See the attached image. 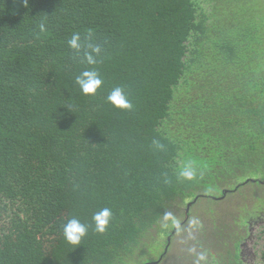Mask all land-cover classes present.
Returning a JSON list of instances; mask_svg holds the SVG:
<instances>
[{
  "label": "trees",
  "instance_id": "trees-1",
  "mask_svg": "<svg viewBox=\"0 0 264 264\" xmlns=\"http://www.w3.org/2000/svg\"><path fill=\"white\" fill-rule=\"evenodd\" d=\"M217 3L0 0V264H140L201 198L264 184V0H226L230 20ZM86 69L94 96L75 84ZM116 86L132 109L107 102ZM188 162L198 178L177 180ZM102 208L107 231L67 243V220Z\"/></svg>",
  "mask_w": 264,
  "mask_h": 264
},
{
  "label": "flooded vegetation",
  "instance_id": "flooded-vegetation-1",
  "mask_svg": "<svg viewBox=\"0 0 264 264\" xmlns=\"http://www.w3.org/2000/svg\"><path fill=\"white\" fill-rule=\"evenodd\" d=\"M252 180L245 181L244 185L235 189V193L239 192L238 189L253 184ZM245 196L247 199L248 196L255 198V200L259 198L253 196L250 192H246ZM205 211L211 217L210 225L205 226L211 227V231L216 234L213 233V237H211V233L208 231L206 235L202 234L203 236L199 237L200 234L196 235L195 232L192 242L198 240L194 254L191 251L181 253L177 250V247L174 249L176 250L175 253L168 255L172 239L178 234L179 227L183 225L177 227V224H174L166 235H158L154 245L144 248L145 256L143 253L140 264H164L168 262L167 259L170 264H181V262L185 264V259L191 258L193 255L198 258L196 264H257V255L261 259V252L264 248V204L254 202L249 207L247 204L243 211L238 212L232 220L230 218L226 219L223 211L216 212L213 208ZM188 217H190V214L186 213L183 218L184 223ZM258 225H261V230L258 234H255L254 231ZM199 227V230L202 231L206 229L203 226ZM185 238H189V233H186ZM258 238L262 242L261 244L255 241ZM150 247H153V250L149 252Z\"/></svg>",
  "mask_w": 264,
  "mask_h": 264
},
{
  "label": "clouds",
  "instance_id": "clouds-1",
  "mask_svg": "<svg viewBox=\"0 0 264 264\" xmlns=\"http://www.w3.org/2000/svg\"><path fill=\"white\" fill-rule=\"evenodd\" d=\"M24 3L27 4V0H24ZM40 29L41 31L44 30L43 23H41ZM68 44L74 50L75 57L81 58V62H86L89 65L96 63L92 53H100L101 48L99 45L91 43L89 39L82 41L78 33L72 35ZM75 84L79 86L83 94L94 96L102 88L103 80L97 70L86 69L76 76ZM106 100L116 108L132 109L133 107L122 86L114 87L108 93ZM69 109L71 110V106H69ZM153 146L157 150L164 149V145L158 140L153 141ZM176 178L177 180L194 181L198 178V170L191 162H188L179 169ZM112 218L113 213L109 208H102L93 213L91 224L84 223L77 217L70 218L62 226L65 240L73 246L81 245L83 238L87 235L90 228L97 233H105L110 227ZM177 227H179L178 224Z\"/></svg>",
  "mask_w": 264,
  "mask_h": 264
},
{
  "label": "rangeland",
  "instance_id": "rangeland-1",
  "mask_svg": "<svg viewBox=\"0 0 264 264\" xmlns=\"http://www.w3.org/2000/svg\"><path fill=\"white\" fill-rule=\"evenodd\" d=\"M217 6L215 7L216 10L218 9H222V12L219 14L221 16H226L228 20H230L232 18L233 12L231 11L232 9L227 8L226 6V0H217ZM255 4L254 2H252V5ZM250 5L249 1L245 2L243 4L244 8H248ZM206 6V3H205ZM237 12V11H236ZM242 12H237L235 13V18H234V22L235 19L237 17H240L241 19L244 20V16ZM222 17V19H223ZM243 28L242 24H238L237 22H235V28H238V32L240 33V28ZM242 192L243 196L241 197L240 195H238L237 193L234 194H229L227 196H222L220 197L218 200H213L211 198H207V197H203L200 200H198L194 205H192L190 207V217L187 218V221L184 223V221H180L177 224L181 225L183 224L181 227H179V232L176 236L173 237L172 239V243L170 245L169 248V252L168 255H172L173 253H175L177 247L179 251H181V253H187V251H191L192 254H194V251L197 247V240H194L192 242V239L194 238V233L196 232V235H199V237H202L204 235H206V233H208V231L211 233V237L212 234L214 233L213 231H211V227H207L205 225H210V220L211 217L210 215H208L206 213L205 210L213 208L216 212L217 211H223L224 216L226 219L230 218V220H232V218L238 213V212H242L243 209H241L242 206L245 207V205L248 204L252 205L254 202H256L255 198H251L250 196H248V199H250L248 201L246 195V192H250L253 196H257L260 199H264V184L258 185V184H250L248 186H245L244 188H242ZM248 195V193H247ZM223 216V215H221ZM4 221H8V218L6 217V215L3 214V219L2 222ZM199 226H203L206 229L204 231H202L201 229L199 230ZM261 230V225L256 226L254 233L258 234ZM186 233H189V238L186 239ZM216 234V233H214ZM153 236L155 238H157L155 236V233L153 234ZM198 237V238H199ZM254 239V238H253ZM252 239V241H254ZM157 240V239H156ZM154 240V242L156 241ZM259 244H261L262 242L259 240V238L257 240ZM190 244V245H189ZM250 245V244H249ZM153 250V247H150L149 252ZM178 252V251H177ZM145 256V253H144ZM167 263L164 264H170L169 260L167 259ZM198 261V258L191 257V258H186L185 259V264H196ZM256 261L258 262L257 264H260V258L257 255ZM181 264H184L183 262H181Z\"/></svg>",
  "mask_w": 264,
  "mask_h": 264
}]
</instances>
